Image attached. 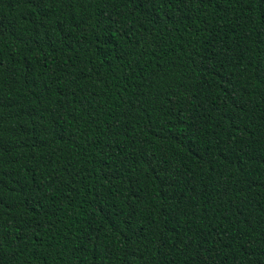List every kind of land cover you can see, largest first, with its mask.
Listing matches in <instances>:
<instances>
[{
  "label": "trees",
  "instance_id": "obj_1",
  "mask_svg": "<svg viewBox=\"0 0 264 264\" xmlns=\"http://www.w3.org/2000/svg\"><path fill=\"white\" fill-rule=\"evenodd\" d=\"M0 264H264V0H0Z\"/></svg>",
  "mask_w": 264,
  "mask_h": 264
}]
</instances>
